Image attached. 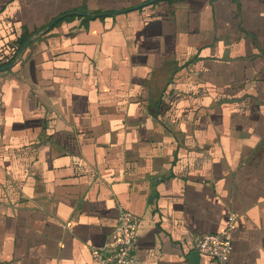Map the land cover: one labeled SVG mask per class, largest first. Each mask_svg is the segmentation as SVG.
I'll return each instance as SVG.
<instances>
[{"label": "crops", "instance_id": "1", "mask_svg": "<svg viewBox=\"0 0 264 264\" xmlns=\"http://www.w3.org/2000/svg\"><path fill=\"white\" fill-rule=\"evenodd\" d=\"M2 68L0 264H264V0H0Z\"/></svg>", "mask_w": 264, "mask_h": 264}, {"label": "built area", "instance_id": "2", "mask_svg": "<svg viewBox=\"0 0 264 264\" xmlns=\"http://www.w3.org/2000/svg\"><path fill=\"white\" fill-rule=\"evenodd\" d=\"M140 219L131 212L121 210L113 237L102 248L91 252L92 264H141L137 255V229ZM234 220L215 234L199 235L194 250L214 261L215 264H230Z\"/></svg>", "mask_w": 264, "mask_h": 264}, {"label": "trees", "instance_id": "3", "mask_svg": "<svg viewBox=\"0 0 264 264\" xmlns=\"http://www.w3.org/2000/svg\"><path fill=\"white\" fill-rule=\"evenodd\" d=\"M24 42H25V40L23 39V38H20L19 39V41H18V48L17 49H14L13 48V50H11V58H9V63L12 61V60H14V58L16 57V55H17V53L20 51V49H21V46L24 44Z\"/></svg>", "mask_w": 264, "mask_h": 264}, {"label": "water", "instance_id": "4", "mask_svg": "<svg viewBox=\"0 0 264 264\" xmlns=\"http://www.w3.org/2000/svg\"><path fill=\"white\" fill-rule=\"evenodd\" d=\"M5 68H2V69H0V71L1 70H4ZM192 258L194 259V261H196V259L198 258V253L197 252H195L193 255H192Z\"/></svg>", "mask_w": 264, "mask_h": 264}]
</instances>
